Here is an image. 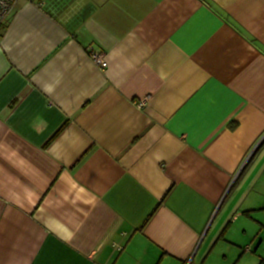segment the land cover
Returning <instances> with one entry per match:
<instances>
[{"label": "crops", "instance_id": "crops-1", "mask_svg": "<svg viewBox=\"0 0 264 264\" xmlns=\"http://www.w3.org/2000/svg\"><path fill=\"white\" fill-rule=\"evenodd\" d=\"M263 240L264 0L16 3L0 264H252Z\"/></svg>", "mask_w": 264, "mask_h": 264}, {"label": "built area", "instance_id": "built-area-1", "mask_svg": "<svg viewBox=\"0 0 264 264\" xmlns=\"http://www.w3.org/2000/svg\"><path fill=\"white\" fill-rule=\"evenodd\" d=\"M19 0H0V25L1 23L7 21L9 15L12 13L13 9L16 6V3ZM91 59L95 64L101 68H105L107 66V62L105 61V56L102 52H97L96 50L89 49ZM148 99L142 100L140 102V106L145 104ZM249 251L248 249H246Z\"/></svg>", "mask_w": 264, "mask_h": 264}, {"label": "rangeland", "instance_id": "rangeland-1", "mask_svg": "<svg viewBox=\"0 0 264 264\" xmlns=\"http://www.w3.org/2000/svg\"><path fill=\"white\" fill-rule=\"evenodd\" d=\"M243 249H248L249 252L247 254L253 255V263L252 264H264V240L258 242L253 245V247H245Z\"/></svg>", "mask_w": 264, "mask_h": 264}, {"label": "trees", "instance_id": "trees-1", "mask_svg": "<svg viewBox=\"0 0 264 264\" xmlns=\"http://www.w3.org/2000/svg\"><path fill=\"white\" fill-rule=\"evenodd\" d=\"M6 25H7V21L1 23V25H0V30H1V29H4V28L6 27Z\"/></svg>", "mask_w": 264, "mask_h": 264}]
</instances>
